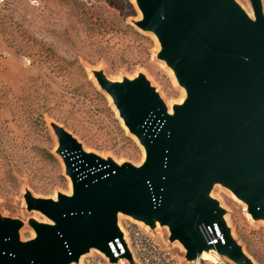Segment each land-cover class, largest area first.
Returning a JSON list of instances; mask_svg holds the SVG:
<instances>
[{
  "label": "water",
  "instance_id": "1",
  "mask_svg": "<svg viewBox=\"0 0 264 264\" xmlns=\"http://www.w3.org/2000/svg\"><path fill=\"white\" fill-rule=\"evenodd\" d=\"M251 1L254 21L234 0H136L137 26L157 35L187 98L169 115L143 77L124 85L101 79L144 146L145 161H103L54 126L73 195L54 201L27 194L28 205L55 224L34 225L37 237L20 242L17 224L0 221V264H69L91 249L115 261V240L129 258L118 212L167 225L190 258L213 247L253 264L205 196L210 181H219L264 218V15ZM203 223L212 236L203 234Z\"/></svg>",
  "mask_w": 264,
  "mask_h": 264
},
{
  "label": "rangeland",
  "instance_id": "2",
  "mask_svg": "<svg viewBox=\"0 0 264 264\" xmlns=\"http://www.w3.org/2000/svg\"><path fill=\"white\" fill-rule=\"evenodd\" d=\"M234 1L255 17L251 0ZM258 1L264 15V0ZM141 19L136 0H0V221L17 224L20 242L37 237L34 225H54L28 205L27 194L54 201L73 195L54 126L103 161L135 167L145 161L144 146L101 79L124 85L143 77L169 115L187 98L186 87L160 55L157 35L137 26ZM205 196L222 210L225 227L248 259L264 264V218L254 217L219 181H210ZM140 223L122 212L116 215L121 237L139 227L171 264H195L167 225L156 219ZM202 228L212 236L210 227L203 223ZM92 250L69 264H86L88 257L100 255ZM216 252V263L201 259L199 264H238ZM128 259L120 261L144 264ZM100 264L121 263L117 257Z\"/></svg>",
  "mask_w": 264,
  "mask_h": 264
},
{
  "label": "built area",
  "instance_id": "3",
  "mask_svg": "<svg viewBox=\"0 0 264 264\" xmlns=\"http://www.w3.org/2000/svg\"><path fill=\"white\" fill-rule=\"evenodd\" d=\"M202 228V227H201ZM125 239V247L129 252L131 261H141L144 264H171L170 259L166 254L162 253L158 248L157 243L148 232L143 231L139 227L132 228L128 231L127 238ZM127 239V240H126ZM112 252L117 255V252L111 246ZM123 247L118 251V262L124 264V261H130L127 257L121 256ZM99 250H97L98 252ZM99 256H92L86 259V264H100L101 259L110 261L109 256L104 252L99 251ZM123 259L124 261H120ZM200 263V260H199Z\"/></svg>",
  "mask_w": 264,
  "mask_h": 264
},
{
  "label": "bare ground",
  "instance_id": "4",
  "mask_svg": "<svg viewBox=\"0 0 264 264\" xmlns=\"http://www.w3.org/2000/svg\"><path fill=\"white\" fill-rule=\"evenodd\" d=\"M248 16V18H250L251 20H255V17L253 15V12L252 10H244ZM173 113V112H172ZM171 115V114H170ZM139 222L142 223V220H137ZM140 223V224H141ZM55 224V223H54ZM146 229L149 230V227L146 226ZM206 229L202 228V231L204 232ZM207 231V230H206ZM123 237V241L125 242V239H124V235L122 236ZM178 245V244H177ZM113 247V246H112ZM116 247V248H115ZM115 247H113V249H115V251L117 252V256H119V253L118 251L122 248V244L120 242H118L117 240H115ZM93 251L92 249L90 250V252ZM97 251V250H96ZM99 252V251H98ZM194 261H195V264H199V260L203 259V260H209L213 263H216L219 259V256L217 254V252L215 251V249L213 247H209L208 248V251H205V250H202V251H197V254H196V257H194ZM120 260H123V259H120ZM217 260V261H216Z\"/></svg>",
  "mask_w": 264,
  "mask_h": 264
}]
</instances>
